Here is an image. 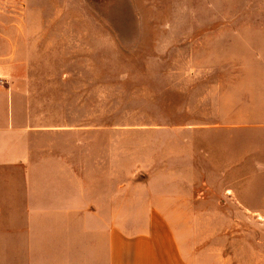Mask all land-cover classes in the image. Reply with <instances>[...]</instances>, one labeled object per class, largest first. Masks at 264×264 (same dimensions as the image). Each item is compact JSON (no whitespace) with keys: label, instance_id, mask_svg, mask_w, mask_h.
Listing matches in <instances>:
<instances>
[{"label":"crops","instance_id":"crops-1","mask_svg":"<svg viewBox=\"0 0 264 264\" xmlns=\"http://www.w3.org/2000/svg\"><path fill=\"white\" fill-rule=\"evenodd\" d=\"M175 3L179 45L211 52L216 73L203 76L210 110L169 126L183 138L167 178L112 175L108 125L60 113L71 84L41 83L51 74L0 24V264H264L197 199L222 189L264 209L244 195L264 187V0Z\"/></svg>","mask_w":264,"mask_h":264},{"label":"rangeland","instance_id":"rangeland-1","mask_svg":"<svg viewBox=\"0 0 264 264\" xmlns=\"http://www.w3.org/2000/svg\"><path fill=\"white\" fill-rule=\"evenodd\" d=\"M175 2L0 0V24L21 41L15 48L51 74L40 82L71 84V96L64 92L57 101L58 111L72 112L82 127L108 125L110 173L117 178H146L155 169L167 178L170 143L183 138L169 126L210 110L212 83L203 76L216 73L211 52L179 45ZM197 193L199 204H214V220L222 224L216 233L245 232L248 248L264 249V209H238L234 194L222 189ZM244 195L264 206V187L254 198Z\"/></svg>","mask_w":264,"mask_h":264}]
</instances>
